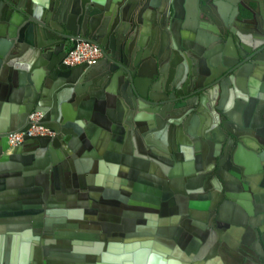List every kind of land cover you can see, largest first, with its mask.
Wrapping results in <instances>:
<instances>
[{
  "label": "water",
  "instance_id": "obj_1",
  "mask_svg": "<svg viewBox=\"0 0 264 264\" xmlns=\"http://www.w3.org/2000/svg\"><path fill=\"white\" fill-rule=\"evenodd\" d=\"M180 1L0 0V80L13 99L0 121V264H211L218 254L264 264V0H186V15ZM79 40L99 46L96 63L64 62ZM105 97L117 117L96 126L93 100ZM35 111L55 134L25 133L9 148ZM122 121L141 134L135 172L109 163ZM78 156L110 179L105 189L78 177L81 207L72 180H59ZM141 216L149 232L130 233ZM77 218L88 229L71 237ZM53 222L62 231L50 245ZM230 226L243 235L226 253ZM182 229L201 243L189 233L178 246L156 242ZM99 230L120 254L98 255Z\"/></svg>",
  "mask_w": 264,
  "mask_h": 264
},
{
  "label": "crops",
  "instance_id": "obj_2",
  "mask_svg": "<svg viewBox=\"0 0 264 264\" xmlns=\"http://www.w3.org/2000/svg\"><path fill=\"white\" fill-rule=\"evenodd\" d=\"M178 12L183 15L184 14L186 15L188 13V10L186 8V0L180 1ZM148 14H150V12ZM154 31L156 32V30ZM6 84H7V81H5L4 79L3 81L0 80V121L2 120L5 121L6 119L5 117H8L9 114L11 115L13 113V108L10 109V104L13 105V101H12L13 99L11 98V95L9 93H6L8 92L5 87ZM69 102H70V98H67L65 100V103L69 104ZM116 106H117V103L115 99L110 100L107 97H105L101 100L100 99L93 100L92 113H96V117H95L96 126H101L100 122H105L106 119L110 120L111 115L114 118H116L117 117ZM119 110L120 109L118 107V113H119ZM121 124L123 128L121 129V126L118 125V130L114 132L113 137L109 136L107 138L108 139L107 141H111L109 145H111L112 150H108L107 148L105 149H107V151L111 153V155L109 156L113 158L109 160L111 161L109 163L112 166H115L118 172L124 171L121 168H124L125 171L127 169H131V171L135 172L137 169L136 168L133 169L132 163L135 162V164L138 165L142 161L139 159L142 156V152L140 149L141 140L138 139L141 134L130 132V129L128 130L127 128H124V125H125L124 121H122ZM105 145H107V142L105 143ZM118 158H120V160H118ZM89 169L90 168L87 167L85 159L82 158L81 156H78L66 167V171H68V176L65 173V169H62L59 174V180L62 184H65L66 181L69 179L72 180L73 185L69 187L70 190L72 191L70 195L72 196L71 198H74L73 202L75 203V206L77 207H81L79 203L82 202L83 197H80V195L86 192L84 190H80L77 188V184H75V182L77 181L78 177H81L83 181L85 179V176L87 177L86 178L87 183L85 185L93 184V185H98V187H104L105 189H109L108 187H110V179L108 178V175H107L108 168L105 165H104V169L106 171L105 173H103V170L100 168L95 169V172H91ZM117 171L114 172L112 178H117L116 177V174H118ZM119 173H124V172H119ZM5 179H6V182L4 185L5 189L11 188L12 187L11 179H8V178H5ZM107 180H108V183H106ZM124 184L127 186L129 185L127 182H125ZM16 185L19 191L27 192L28 190H30V188L25 183L17 182ZM115 186H116V183H115ZM112 190H114L115 192L118 191V189H114V188H112ZM118 195H120V193H118ZM101 196H103V194ZM225 232H224L225 238L223 239V243L226 246V248H224L225 252L228 250H230L229 252L238 251L239 249L238 243L240 242V239L243 235V230L230 226L229 228L225 230ZM194 239L195 241L199 242L198 238L195 237ZM225 252L223 251L222 256H226L227 252L226 253ZM215 258H217V260ZM209 262L211 264H220V263L223 264L224 257H221L218 254L213 257V261L209 260Z\"/></svg>",
  "mask_w": 264,
  "mask_h": 264
},
{
  "label": "built area",
  "instance_id": "obj_3",
  "mask_svg": "<svg viewBox=\"0 0 264 264\" xmlns=\"http://www.w3.org/2000/svg\"><path fill=\"white\" fill-rule=\"evenodd\" d=\"M102 56L99 46L89 40H79L67 51L64 62L69 65L81 63L94 64ZM42 113L35 111L29 114L30 126L26 131H14L7 135L5 144L9 148L19 145L23 141V136L27 133L30 136L35 135H53L55 131L45 126L42 122Z\"/></svg>",
  "mask_w": 264,
  "mask_h": 264
},
{
  "label": "flooded vegetation",
  "instance_id": "obj_4",
  "mask_svg": "<svg viewBox=\"0 0 264 264\" xmlns=\"http://www.w3.org/2000/svg\"><path fill=\"white\" fill-rule=\"evenodd\" d=\"M149 171H147V173H148ZM145 214V213H144ZM181 214V213H180ZM180 214H177V216H179L180 218H181V221L179 222V224H182L183 222H185L186 221V218H184V216H182V215H180ZM145 217H148V215H146L145 214ZM135 220H134V227L131 229V232L130 233H133V234H139V233H142V231L144 232V233H147V232H149L148 230H146V229H142V228H139L140 227V225H142V224H144V225H146V223L145 222H143V223H140V221H143V219H142V216L140 217V218H134ZM57 219H55V221H56ZM146 220V219H145ZM73 222H75L76 223V226L77 227H66V226H61V227H66V231H69L68 232V235H70L71 237H74V235H75V233L77 232V231H81V233H83V232H85L86 231V229H88V228H86L85 227V224H87L88 223V220L87 219H73L72 220ZM136 221V222H135ZM61 222H63V221H61ZM201 223H202V225L204 224L205 226H206V230H211V228L213 227V225L211 224V222H210V218L209 219H207V221L206 222H202L201 221ZM53 224H54V226H53V228H52V226H49V228H50V231H47L46 233H51V237L49 238V240H50V245H52V243L54 244V243H57V238H53L52 237V235H53V233L55 234V233H57V232H59L60 230L62 231V229L59 227V225H62V224H58V223H56V222H53ZM137 225H138V227H137ZM59 228V229H58ZM162 228V227H161ZM164 230H165V228H164ZM158 232V231H157ZM161 232H163L162 230H160V232H158V233H161ZM225 232V231H224ZM223 232V233H224ZM187 233H189V234H191V235H193L195 232H192V231H187L185 234H183V229H182V231L179 233V234H176L175 233V231L173 232V233H171L170 234V236L169 235H166V236H169V237H166V238H162V237H160L159 236V238L157 239V243L158 242H162V245H164L165 247H167L168 245H170V244H172V245H174V244H176L177 246H178V244H179V240L182 238V239H184V237H185V235L187 234ZM164 233H162L161 235H163ZM98 235H99V237H98V241H103V245H104V247L102 248L101 247V251H99L98 252V255L101 257V258H103V257H108V256H110V255H114V254H120V248L119 249H117V246H113V247H111V249H110V247L107 245L108 243H107V241H109L110 239H108L109 237H108V235L105 233V232H101V230H99L98 231ZM117 235H120V232H117V231H114L113 233H112V235H110V237L112 238V240L113 239H115L116 240V237H117ZM197 235V234H196ZM195 234L192 236V238H197V236H196ZM100 236H102V238H100ZM187 236V235H186ZM43 239V238H42ZM72 239V238H71ZM100 239H102V240H100ZM59 241V240H58ZM136 245V244H135ZM129 247H130V249H131V254L135 251V249H133V247L131 246V245H129ZM54 250H57V249H54ZM130 251V250H129ZM104 252V253H103ZM130 253V252H129ZM102 255H105V256H103L102 257ZM132 256H133V254H132ZM147 260H145V262H146Z\"/></svg>",
  "mask_w": 264,
  "mask_h": 264
}]
</instances>
